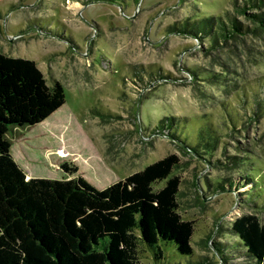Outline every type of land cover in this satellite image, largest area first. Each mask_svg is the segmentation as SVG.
Returning a JSON list of instances; mask_svg holds the SVG:
<instances>
[{
	"label": "rangeland",
	"instance_id": "1",
	"mask_svg": "<svg viewBox=\"0 0 264 264\" xmlns=\"http://www.w3.org/2000/svg\"><path fill=\"white\" fill-rule=\"evenodd\" d=\"M232 1L0 0V53L35 61L47 84L58 81L65 91V103L46 120L9 132L11 153L27 178H67L61 167L75 165L102 189L176 153L181 159L176 171L182 181L180 214L194 222V254L221 264L212 242H234L232 221L252 210L235 205L229 192L211 195L205 180L234 178L245 169L264 183V123L242 130L245 111L240 110L233 119L240 133L231 132L220 106L233 101L235 87L255 86L264 77V34L245 35L204 52L206 42L200 46L166 27L188 17L234 15ZM188 66L220 79L192 81ZM157 71L171 77H158ZM163 117L177 118L175 126L182 136L189 134L191 144L208 134L213 121L224 143L210 159L219 162L184 154L151 134ZM196 125L202 127L195 130ZM234 156L246 164L227 161ZM258 215L264 224V211ZM166 260L185 264L187 259L167 249ZM141 264L153 263L145 255Z\"/></svg>",
	"mask_w": 264,
	"mask_h": 264
},
{
	"label": "trees",
	"instance_id": "2",
	"mask_svg": "<svg viewBox=\"0 0 264 264\" xmlns=\"http://www.w3.org/2000/svg\"><path fill=\"white\" fill-rule=\"evenodd\" d=\"M232 6L234 15L188 17L166 30L189 36L200 46L206 42L204 52L245 35L264 34V0H233ZM236 14L247 22L239 21ZM185 68L192 81L218 82L221 76L197 66ZM144 72L154 77L151 71ZM156 75L171 77L160 71ZM255 81V86L235 87L234 102L220 103L231 132L264 123V77ZM64 103L63 85L58 81L47 84L35 61L0 53V264H141L145 255L153 264H181L167 262V249L186 257L185 264H210L207 257L194 254V222L180 214L182 181L176 171L181 159L176 153L102 189L79 174L75 165L61 167L67 178H27L11 153L9 132L41 123ZM240 110L245 111V119L239 128L233 119ZM176 119L163 117L150 133L166 138L184 154L211 164L219 162L210 159L223 142L216 124L208 122V134L191 144L189 134L182 136L175 126ZM201 127L194 126L195 130ZM235 159L227 161L238 164ZM244 171L215 183L205 180L211 195L229 192L235 205L252 210L232 221L229 232L237 238L234 242H212L213 256L221 264L233 260L264 264V224L258 215L264 211V183L260 175Z\"/></svg>",
	"mask_w": 264,
	"mask_h": 264
}]
</instances>
